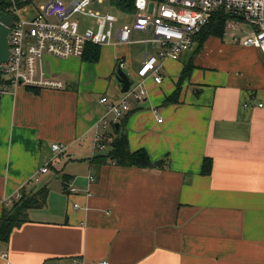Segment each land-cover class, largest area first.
<instances>
[{"label": "crops", "instance_id": "1", "mask_svg": "<svg viewBox=\"0 0 264 264\" xmlns=\"http://www.w3.org/2000/svg\"><path fill=\"white\" fill-rule=\"evenodd\" d=\"M50 1L34 0L19 14L31 19ZM104 3L94 8L113 14ZM113 15L117 28L133 20ZM226 35L209 38L202 49L195 41L178 60L160 61L162 83L147 78V97L132 99L131 111L114 126L101 122L111 118L101 98L121 99L118 69L136 83L157 48L104 45L98 62L47 57L64 89L36 94L19 88L3 96L0 216L19 194L56 187L10 242L0 244V264L75 258L87 264H264V55ZM187 66L193 68L178 101L166 103ZM120 135L131 152L143 149L153 162L166 160L165 167L92 164ZM97 136L104 149L97 148ZM56 143L66 151H52ZM66 182L79 193L70 195Z\"/></svg>", "mask_w": 264, "mask_h": 264}, {"label": "built area", "instance_id": "2", "mask_svg": "<svg viewBox=\"0 0 264 264\" xmlns=\"http://www.w3.org/2000/svg\"><path fill=\"white\" fill-rule=\"evenodd\" d=\"M104 2L105 0H52L41 7L33 18L24 19L19 14L20 8L16 6V0H11L10 11H3L14 16V22L8 36L9 57L7 62L0 65V104L4 95L16 92L19 88L64 89V82L50 74L46 64L47 57L83 58L89 44H143L146 48L157 45L158 51L147 54L137 72V82L132 83L121 99L111 102L107 97L101 98L100 102L111 115V118L103 117L101 122L104 127L114 126L131 111L132 99L141 102L147 97V78H152L156 84L162 83L160 61L178 60L183 52L191 49L197 34L220 9L239 17L228 20L226 34L243 46L258 48L264 55V0H134L132 22L119 28L116 27V16L101 13L94 8ZM80 16L93 19L94 26L83 28ZM242 20L252 28L251 33L243 30V39L237 37ZM139 34L141 38H137ZM102 140V136L96 137L98 149L105 147ZM52 151L64 153L66 146L53 144ZM41 172H48V166L43 167ZM89 179L92 181L93 176H89ZM66 188L70 195L79 193L69 182H66ZM18 196L21 197V194ZM74 208H81V204L74 203ZM2 256L7 257V253H2ZM69 264L87 262L83 258H75ZM97 264L112 263L102 260Z\"/></svg>", "mask_w": 264, "mask_h": 264}, {"label": "trees", "instance_id": "3", "mask_svg": "<svg viewBox=\"0 0 264 264\" xmlns=\"http://www.w3.org/2000/svg\"><path fill=\"white\" fill-rule=\"evenodd\" d=\"M32 0H16V6L22 8L30 4ZM112 6L126 14L135 13L134 0H110ZM12 7L11 0H0V12L10 11ZM225 9L218 10L211 18L210 22L195 37V41L199 43L198 49L203 48L204 42L211 37L223 39L226 34V23L231 19H238ZM84 60L88 62H98L100 58V46L89 44L86 47ZM192 66H187L181 74L176 92L166 100V103L177 102L181 91V84L187 79L192 71ZM38 94L40 90L30 89ZM116 127V126H115ZM118 133L120 129L115 128ZM115 162L119 166L138 167V168H164L166 160L153 162L147 152L143 149L131 152L128 148L127 137L120 135L112 142L111 149L107 154L96 156L92 159V164L107 163V161ZM204 174H208L211 170V162L206 161ZM48 190L46 188L39 190L35 194L25 195L13 201L11 206L4 208L0 216V244L7 245L10 242L12 232L22 226L28 219V212L31 209L41 208L46 204Z\"/></svg>", "mask_w": 264, "mask_h": 264}, {"label": "water", "instance_id": "4", "mask_svg": "<svg viewBox=\"0 0 264 264\" xmlns=\"http://www.w3.org/2000/svg\"><path fill=\"white\" fill-rule=\"evenodd\" d=\"M14 22V16L5 12L0 13V65L7 62L9 57V31ZM116 78L122 85L121 92L125 93L129 90L133 81L122 71L118 69ZM119 126L117 125V128Z\"/></svg>", "mask_w": 264, "mask_h": 264}, {"label": "rangeland", "instance_id": "5", "mask_svg": "<svg viewBox=\"0 0 264 264\" xmlns=\"http://www.w3.org/2000/svg\"><path fill=\"white\" fill-rule=\"evenodd\" d=\"M34 1V0H33ZM32 1V2H33ZM31 2V3H32ZM33 4V3H32ZM105 6V10L106 11H109V12H111V13H113V14H115V15H117V17H121V16H123L124 15V13L122 12V11H120L119 9H117L115 6H112V4H111V2H110V0H106V2L104 3V5L102 6V7H104ZM134 17V13H131V14H129V17H128V20H130V18L131 17ZM79 20L81 21V23L83 24V27L84 26H86V27H93L94 26V20L93 19H91V18H87V17H82V16H80L79 17ZM240 26H241V30H239L238 32H237V37H239V38H241V39H243L244 38V36H245V33H243V30H245L246 31V33H251L252 32V28H251V26H249V24H247L246 22H244L243 20L240 22ZM139 35H141V34H139ZM137 38H141V36H138L137 35ZM230 40L231 42H233V43H235L234 42V40L230 37V35H226V40ZM236 44V43H235ZM239 45H242V43H240ZM150 46V47H149ZM148 47H149V49H152V48H157V45H155V44H153V45H149ZM124 72V71H123ZM125 73V72H124ZM130 78H131V80H134L133 79V76L130 74ZM117 79V78H116ZM61 183V181H59V184ZM56 187V183L54 182L53 184H52V186H50L49 188H48V194H49V192L52 190L53 191V188H55ZM48 198V197H47ZM48 200V199H47Z\"/></svg>", "mask_w": 264, "mask_h": 264}]
</instances>
